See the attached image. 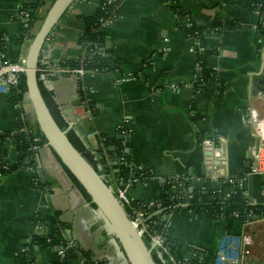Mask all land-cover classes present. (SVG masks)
<instances>
[{
    "label": "crops",
    "instance_id": "0c3cea01",
    "mask_svg": "<svg viewBox=\"0 0 264 264\" xmlns=\"http://www.w3.org/2000/svg\"><path fill=\"white\" fill-rule=\"evenodd\" d=\"M26 1L0 0L4 60L14 61L27 53L29 42L53 2L41 0L37 18L30 25L29 20L18 17ZM99 1L72 3L42 48L39 71L64 116L75 118L73 127L88 145L97 147L100 134L120 137L134 166L150 171L143 177L136 174L133 179L121 176L119 185L124 184L128 196L154 205L162 184L179 177L182 181L170 187L169 192H190L196 178L198 184L192 191L218 187L224 199L241 174V186L249 201H264V175L248 173L252 149L259 142L248 118L249 106L254 108L259 103L264 113V94L253 91V75L258 65L264 64V31L260 33L254 25L264 27V13L251 11L248 0H179L197 23L220 21L224 27L222 32H207L196 39L179 28L178 22L186 18L170 5L172 0H123L120 15L101 28L116 67L82 75L96 106L91 114L80 100V76L59 69L63 57L82 53L79 38L85 28L84 16L94 13ZM210 47L217 52L208 55L207 62L220 70L227 83L220 94L194 88L199 72L195 49ZM22 103L17 105L13 92L0 89V156L9 162L18 157L16 140L10 132L18 130L25 117L37 123L31 101L26 98ZM259 124L264 129L263 118ZM90 131L94 135L89 138ZM35 132L40 133L38 125ZM207 140H212L211 144ZM212 144L219 147L218 154ZM107 160L112 165L121 161L117 152L110 153ZM209 161L216 164V172L211 174L207 170ZM25 164L0 177V264H15L17 254L25 249L31 250L29 258L34 254L31 264L61 259L58 249L40 248L33 243L36 234H48L53 228L52 223L38 216L54 209L59 210L62 221L69 223L63 235L90 250L96 261L129 264L97 207L73 182L48 145L38 148L35 165ZM134 166L130 173H135ZM167 219L168 235L182 242L184 255L191 257L194 248L205 249L204 260L216 264L218 241L229 231L224 219L194 218L183 204L174 207ZM67 264H86V258L78 254Z\"/></svg>",
    "mask_w": 264,
    "mask_h": 264
},
{
    "label": "trees",
    "instance_id": "16d2710c",
    "mask_svg": "<svg viewBox=\"0 0 264 264\" xmlns=\"http://www.w3.org/2000/svg\"><path fill=\"white\" fill-rule=\"evenodd\" d=\"M123 0H115L113 2H108V0H100L97 4L96 10L90 15L84 16L85 28L80 35L79 41L82 44L83 51L77 57H63L60 61L62 67L74 68L82 66L86 72L88 71H104L113 69L116 64L113 62L112 53L106 46V33L101 29L105 23V19H113L120 15L121 2ZM41 0H30L25 2L23 6L27 8L30 12L29 24L32 25L37 18V9ZM170 5L179 13L181 17L189 18V21L181 20L178 22L179 28L183 30L185 35L193 36L199 39L207 32L211 31H223L224 27L220 21H216L210 24H199L191 16L189 11L182 8L179 0H172ZM248 7L251 11H260L264 13V0H248ZM231 23L235 25V21L231 19ZM4 38L0 35V58L3 60L2 53L4 51ZM195 52L198 57L199 66L201 69L198 75L194 78V88L200 89H210L215 90L219 94L222 93L225 88H227V83L225 82L221 72L218 68L210 65L207 62V56L217 52L215 47L207 48L202 50L196 48ZM39 83L42 92L52 110L58 123L63 128L69 126L67 118L64 116L63 110L55 98L53 90L49 89L43 80L41 79V73L38 71ZM79 79V96L83 105L91 111V114L95 113L96 106L93 97L88 94V88L84 85L82 76ZM15 101L22 104L24 91L27 90L26 77L23 74L21 82L18 86L12 89ZM198 116V113L194 115ZM20 126L25 129H18L16 131L10 132V135L15 138L18 157L14 162H8L4 157L0 156V175H5L11 173L12 171L25 166L26 162L31 164H36V153L38 148L45 145L47 139L45 135L40 132L39 138L35 136V127L37 123H30L27 118H24L20 122ZM68 135L73 143L78 147V149L87 157V159L101 172L104 171H114L116 177L129 176L130 169L134 166L129 158V153L123 150L121 144V138L115 136H109L107 134H100L103 137V143L107 148L109 153L117 152L119 155H125V159L121 160L116 165H108L106 163L105 157L98 158L94 153V147L88 145L81 135L74 129L70 128ZM111 145H115L112 150ZM99 151H103L102 147L98 148ZM56 158L63 165L64 169L67 171L73 182L78 186L85 197L90 200L94 206H97L95 202L92 201L91 195L74 175V173L68 168V166L61 160L59 155L55 152ZM100 163L106 164L101 167ZM135 175L146 176L150 174V171L146 168H137L134 166ZM162 184V189L160 194L157 196L155 201H163L162 211L152 215V218L164 217L162 221L156 224L155 229L159 232H163L165 240L169 243V249L174 252L177 256H182V242L178 239L170 237L168 235V225H167V214L176 207L182 204L183 200L179 198H172L169 193V188L174 185V181L169 178ZM187 186V185H186ZM188 188V186H187ZM189 191V190H187ZM193 192V197L189 199L188 205L195 208V211L201 216H209L217 218L220 215H224V221L226 223L227 229L229 231H235L237 228V222L242 221L244 214L253 210L254 212H264V201L251 202L246 197L245 189L242 186L237 187L233 190L226 198L220 197V192L218 187H205L203 189H196ZM149 211L152 213V206L146 204ZM240 211L241 215H233V211ZM59 210L54 209L52 213L44 214L42 218L45 221L52 223L53 228L48 234H36L33 238V243L38 244L40 248L51 247V248H64V253L61 259L51 262L50 264H67L72 258L76 257L78 254L85 256L86 264H104V260L96 261L93 258L92 252L90 250L84 249L83 247H76L75 241L72 238H66L63 234L65 229L69 226V223L64 222L59 217ZM146 243L151 246L152 242L148 237H145ZM205 249L194 248V254L187 259V264H207L204 260ZM31 254L30 249H25L19 252L15 258V264H31L34 259V254L32 258H29ZM152 254L155 259L156 264H173L169 259V254L161 251L160 249L153 247Z\"/></svg>",
    "mask_w": 264,
    "mask_h": 264
},
{
    "label": "water",
    "instance_id": "95a60500",
    "mask_svg": "<svg viewBox=\"0 0 264 264\" xmlns=\"http://www.w3.org/2000/svg\"><path fill=\"white\" fill-rule=\"evenodd\" d=\"M74 1L53 0L27 48L25 77L27 93L33 106L36 122L47 139L46 145L49 146L54 155L55 152L59 155L91 195L92 201L97 205L100 217L109 232L112 233L129 264H156L152 254L153 245L149 246L145 238L139 233L126 207L117 196L113 185L70 139L68 131L74 126L75 118L67 119L69 122L67 128L61 127L53 115L39 83L38 71L42 48L52 30ZM258 68L259 70L253 75V91L257 95L264 94V64L262 66L259 64ZM64 112L69 114L68 109H64ZM127 145H129V141H127ZM110 148L113 150L115 145H111ZM37 160L41 163L39 153ZM40 172L41 176L44 177L43 169ZM130 177L131 179L136 177L135 173H130ZM197 184V179L194 178V186L190 188V191ZM204 186H206V182ZM152 209L157 212L162 211V208L155 210V206H152ZM237 225L238 230L236 229V232L239 233L242 221L239 220ZM68 232L70 233L71 229L68 228ZM75 246L79 247L80 243L76 241Z\"/></svg>",
    "mask_w": 264,
    "mask_h": 264
},
{
    "label": "built area",
    "instance_id": "2783aa9c",
    "mask_svg": "<svg viewBox=\"0 0 264 264\" xmlns=\"http://www.w3.org/2000/svg\"><path fill=\"white\" fill-rule=\"evenodd\" d=\"M28 1L30 0H27L26 2ZM113 1L115 0H108V2L110 3ZM18 17L24 20H29L30 19L29 10H27L25 6H22V8L20 9L18 13ZM113 19H105V22L113 20ZM186 21H189V18H186ZM254 28L260 33L264 31V27L260 24H255ZM166 48H167L166 46L163 47L164 50H166ZM200 69L201 67L199 66V70ZM25 70H26V54L25 53L22 54L19 59L14 60V61H8L4 59L0 61V89L13 92L12 89L19 85L23 74H25ZM59 70L72 71L81 76L84 73H86V70L82 66L74 67V68L61 67ZM26 98L29 99L27 90L24 91V94H23V99H26ZM16 103L19 106H22L23 104V103L20 104L18 102ZM251 114H254L256 117L251 116ZM248 118L253 122V126L259 137L258 145H255V147L252 149V152H251L252 162L249 167L248 173L264 175V133L258 130V124L261 118L264 119V113H262L260 117L258 114L254 113V108H253L251 112L249 111ZM19 129H25V128L20 126ZM124 131H126V128L124 129ZM93 135H94L93 131H90L87 133V136L89 138L92 137ZM35 136L36 138H39V136L41 135L35 132ZM211 141L212 140H209V141L207 140L206 143L211 144ZM98 144L99 145L97 147H94L95 155L98 158H101L102 156L105 157L106 163L112 166L111 161L107 160L110 153L107 151V148L103 143V137H101L100 135H99ZM99 147H102L103 151H99L98 150ZM212 147L215 148L213 151L218 154V151H219L218 148L214 147L213 144H212ZM125 158L126 157L124 154L119 155V160H123ZM221 160L222 159L220 158V163H221ZM207 163H208L207 165L208 172L210 174H211L210 171L216 172V170L213 168V165H216L214 164V161H213V164L210 161ZM100 165L101 167H104L106 164L100 163ZM103 175L108 179V181L115 188L117 196L119 197L121 203L126 207L130 217L132 218L134 225L138 228L139 233L144 238L148 237L150 241L152 242L153 247H156L160 249L161 251L168 253L169 259L173 264H187V259L189 257L184 254L182 256H177L174 252H171L169 249V243L165 240V237L163 236V232H159L158 230L155 229L156 224L162 221L165 216L159 217V218H152V215L155 213L153 212L151 213V211H149V209L146 206L147 203H145L144 201L131 199L127 194L124 184L119 185V182L122 181V178L116 177L114 171H104ZM2 176L3 175H0V177ZM236 177H237L235 180L236 184L233 190H235L237 187L241 186L242 184L241 179L243 178V175L240 174ZM173 181L177 183L178 181H182V180H180L179 177H175ZM114 182H116L118 185L115 186ZM169 193L171 194L172 198H179L181 199V201L183 200L182 204L185 205L189 214L192 217L196 218V217L201 216L195 211V208L190 207L188 205L189 199L193 197L192 191L190 192L170 191ZM162 205H163V201L157 200L155 204L151 206H155V208L160 209ZM233 215L239 216L241 215V213L238 210H234ZM217 218L224 219V215H220ZM258 220H264V212L257 213V212H254L253 210H249L244 214L242 218V228L239 233H237L236 231H227L220 237L218 244H217V253L215 257L216 264H264V261L256 260L253 258V245L255 243V239H254L253 231L249 229L250 225L253 222L258 221ZM56 249H58L61 254L64 253V248L57 247Z\"/></svg>",
    "mask_w": 264,
    "mask_h": 264
},
{
    "label": "rangeland",
    "instance_id": "374dc122",
    "mask_svg": "<svg viewBox=\"0 0 264 264\" xmlns=\"http://www.w3.org/2000/svg\"><path fill=\"white\" fill-rule=\"evenodd\" d=\"M253 109V106H249V111ZM251 116H255L251 114ZM256 117V116H255ZM39 127V126H38ZM249 229L254 233L255 243L253 245V258L256 260L264 261V220H258L253 222Z\"/></svg>",
    "mask_w": 264,
    "mask_h": 264
},
{
    "label": "bare ground",
    "instance_id": "6f19581e",
    "mask_svg": "<svg viewBox=\"0 0 264 264\" xmlns=\"http://www.w3.org/2000/svg\"><path fill=\"white\" fill-rule=\"evenodd\" d=\"M257 106H258V107H257ZM255 107H257V108H255ZM260 107H261V104L257 103V104L254 106V113H255V114H258V115L261 117L262 112L260 111ZM258 129H259V131H261V132L264 133V129H261V128H260V124H258Z\"/></svg>",
    "mask_w": 264,
    "mask_h": 264
}]
</instances>
